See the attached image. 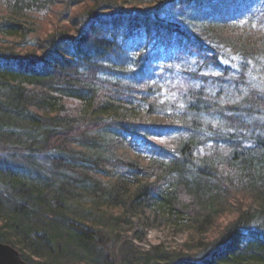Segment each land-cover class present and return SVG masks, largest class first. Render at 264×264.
<instances>
[{
	"label": "trees",
	"instance_id": "16d2710c",
	"mask_svg": "<svg viewBox=\"0 0 264 264\" xmlns=\"http://www.w3.org/2000/svg\"><path fill=\"white\" fill-rule=\"evenodd\" d=\"M261 6L0 0V240L29 264H115L129 231L116 264H264V77L227 98L221 49ZM158 223L179 248L138 245Z\"/></svg>",
	"mask_w": 264,
	"mask_h": 264
},
{
	"label": "rangeland",
	"instance_id": "374dc122",
	"mask_svg": "<svg viewBox=\"0 0 264 264\" xmlns=\"http://www.w3.org/2000/svg\"><path fill=\"white\" fill-rule=\"evenodd\" d=\"M232 30V31H231ZM240 30V31H239ZM226 40H229L230 42L237 43L236 45H232L230 42L228 45H222L221 49L224 52L223 54V61L224 66H227L230 69L229 77L226 79L229 80L228 85L225 84L223 87L224 92L226 93L227 98L231 100H239L240 97H243L246 93L247 89H244L242 87L238 88L236 87L237 83L235 80H240L239 76L242 71L245 72L247 78H245V81L243 84L247 85L248 88H251L253 84V78L252 75L254 74L255 69L259 70L260 75L264 77V6H261L258 8L256 12L252 16H250L247 20L241 22L238 24V27H234L233 29H227L224 30ZM231 32V33H230ZM238 43L239 46H238ZM254 44L257 46V49H251L253 52V55H249L250 57L245 58V54H250L249 48L252 47L251 44ZM243 45V46H241ZM244 56V57H243ZM252 56V57H251ZM245 58V59H244ZM248 59V60H247ZM191 61L187 63H191ZM249 63V66H246L244 68H247V70H243L242 66L245 63ZM196 61H193L192 64L189 66H193L196 69L197 64ZM228 64V65H227ZM242 65V66H241ZM213 65H209L207 69H204V74H209L212 76L218 77L223 73L225 69L222 67L213 68L211 67ZM257 67V68H256ZM180 68L179 65L174 66L171 65L169 67V70L172 71V75L170 77L166 78V82H164V87L167 88L169 86H175L176 84H181L183 81V75L178 70ZM189 68V67H188ZM178 70V71H177ZM258 72V74H259ZM257 74V75H258ZM169 85V86H168ZM250 87H249V86ZM261 89H264L263 87ZM8 147V146H6ZM9 150L5 148L4 144H0V156L2 154L10 155L11 153H8ZM46 155V154H45ZM57 156V155H55ZM133 158L139 159L142 162H146V158L149 156L148 150H142L139 153L134 151L132 153ZM37 157L39 158V163L44 165L45 167L42 168L43 170L46 168L45 171L49 172L51 171L52 162L50 161L49 157L43 156L42 153H37ZM58 177L57 175H55ZM136 226L139 228L142 223H138V221L135 223ZM147 238L143 242H140L138 245L140 247L149 249L152 246L155 245H161L164 244L169 249L179 248L182 245V242L185 239V234L180 232L177 228H174L173 226H167L163 223H158L154 226H149L147 229ZM127 235L131 236V231L128 232V234H125L124 238L116 237V234H112L108 232V239H109V245L108 250L110 251V257L113 258L114 263H118L120 260V257L118 255L121 254L123 251L122 248L124 247V244L126 243ZM122 250V251H121ZM115 253H118L115 256ZM118 256V257H117Z\"/></svg>",
	"mask_w": 264,
	"mask_h": 264
},
{
	"label": "water",
	"instance_id": "95a60500",
	"mask_svg": "<svg viewBox=\"0 0 264 264\" xmlns=\"http://www.w3.org/2000/svg\"><path fill=\"white\" fill-rule=\"evenodd\" d=\"M0 264H29L20 250L0 240Z\"/></svg>",
	"mask_w": 264,
	"mask_h": 264
}]
</instances>
